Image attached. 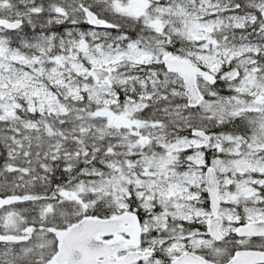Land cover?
I'll list each match as a JSON object with an SVG mask.
<instances>
[{"label": "snow or ice", "instance_id": "snow-or-ice-1", "mask_svg": "<svg viewBox=\"0 0 264 264\" xmlns=\"http://www.w3.org/2000/svg\"><path fill=\"white\" fill-rule=\"evenodd\" d=\"M0 264H264V0H0Z\"/></svg>", "mask_w": 264, "mask_h": 264}]
</instances>
